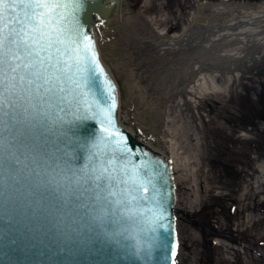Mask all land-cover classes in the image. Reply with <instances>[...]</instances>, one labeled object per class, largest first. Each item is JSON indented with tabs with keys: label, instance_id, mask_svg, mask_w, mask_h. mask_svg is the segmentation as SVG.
Instances as JSON below:
<instances>
[{
	"label": "snow or ice",
	"instance_id": "snow-or-ice-1",
	"mask_svg": "<svg viewBox=\"0 0 264 264\" xmlns=\"http://www.w3.org/2000/svg\"><path fill=\"white\" fill-rule=\"evenodd\" d=\"M81 5L82 0H0V188L4 174L15 178L19 166L27 168L25 161L30 160V174L40 178L39 186L49 193L46 199L55 200L61 210L87 208L92 200L114 205L113 214L119 209L124 216H143L135 205L155 188L149 187L151 180L141 178L139 169L146 164L129 167L120 160L126 153L130 156L131 149L115 130V98L107 108L89 99V75L101 77L104 70L92 38L78 23ZM102 83L111 95L106 77ZM69 112L82 113L78 120L88 119V113L102 116V135L78 172L67 164L62 167L50 147L56 143L50 135H67L55 130L69 123L60 115ZM106 214V208L101 209L96 219ZM153 217L164 219L160 209ZM170 247L165 238L159 240V251Z\"/></svg>",
	"mask_w": 264,
	"mask_h": 264
},
{
	"label": "rangeland",
	"instance_id": "rangeland-1",
	"mask_svg": "<svg viewBox=\"0 0 264 264\" xmlns=\"http://www.w3.org/2000/svg\"><path fill=\"white\" fill-rule=\"evenodd\" d=\"M127 1L153 20L159 32L170 35L183 34L197 16L212 23L227 21L237 14L232 8L264 2ZM243 41L235 42L228 52L229 57L245 55L243 61L237 62L241 66L238 64L230 72L218 71L212 89L191 90L192 62L186 65L188 58L183 65L176 62V73L167 63L151 78L143 79L144 83L150 82L149 91L158 85L170 91L172 86L177 95L184 84L180 82L185 80L190 90V110L202 132L200 156L184 138L174 139L173 143L180 145L170 153L176 175L175 216L180 248L177 264H264V46L253 51L251 41ZM174 79L179 81L177 87ZM131 95H126L129 101ZM153 98L132 100V110L138 108L134 111L136 117H144L147 124L156 109ZM128 100L124 104L127 107Z\"/></svg>",
	"mask_w": 264,
	"mask_h": 264
},
{
	"label": "water",
	"instance_id": "water-1",
	"mask_svg": "<svg viewBox=\"0 0 264 264\" xmlns=\"http://www.w3.org/2000/svg\"><path fill=\"white\" fill-rule=\"evenodd\" d=\"M120 7L121 0H82L78 23L92 38L104 70V76L89 75L92 80L89 99L98 100L101 107L107 108L113 102L112 97L115 98L112 113L115 130L125 138L126 148L131 149V155L126 153L120 160L129 167L147 165L146 169H139L140 175L142 179L151 180L149 187L154 186L155 192L150 191L146 201L135 205L145 215L124 216L119 209L113 214L114 205H105L103 201L97 204L92 200L88 201L87 208L71 213L61 210L54 206L55 200L46 199L48 191L39 186L40 178L30 174L32 165L26 160L28 167L21 164L15 178L4 174L0 188L4 193L0 196V264H176V185L171 159L137 140L133 131L120 125V90L98 53V43L106 42L100 45L102 55H112ZM106 32L110 35L105 36ZM105 77L113 89L111 95L104 90ZM60 115L69 123L55 132L64 131L67 135L59 138L50 135L49 139L56 142L50 147L61 158L62 167L67 164L78 172L88 164L91 145L102 135V116L88 113V119L78 120L77 116L82 113ZM153 195L159 203L152 200ZM104 208L107 214L96 219ZM149 208L153 212H148ZM157 209L163 212V220H154L153 213ZM153 227L155 232L151 230ZM161 238L171 246L163 252L158 250Z\"/></svg>",
	"mask_w": 264,
	"mask_h": 264
},
{
	"label": "bare ground",
	"instance_id": "bare-ground-1",
	"mask_svg": "<svg viewBox=\"0 0 264 264\" xmlns=\"http://www.w3.org/2000/svg\"><path fill=\"white\" fill-rule=\"evenodd\" d=\"M232 9H235L237 14L227 21L212 23L197 16V19L185 29L183 34L170 35L167 31L159 32L155 22L149 19L146 14L136 11L127 0H121V17L118 22V34L113 44L112 55H102L100 45L106 42L98 43L101 61L107 65L110 75L120 90L118 110L120 125L133 131L137 140L140 139L142 143L155 148L171 159L175 185V166L170 153L176 152L179 143H173L174 139L182 141L181 138H184V141L192 143L197 156H200L203 139L199 123L190 110L187 94L190 90L186 89L188 84L182 80L183 82L181 81L180 84H184L178 95V92L173 91L174 87L172 86L170 91H166L163 86L159 85L157 88H153V91L152 89L149 91L147 88L150 82L144 83L143 79L144 77L151 78L153 73L160 71L162 65L167 63L171 64L170 71L176 73L179 70V67L174 66L176 62L183 65L188 58L185 64L190 66L189 63L192 62L189 75L192 77L191 90L198 87L214 88L218 71L230 72L238 64L240 65L237 62H241L245 58V55L243 57L241 55L228 56V52L231 51L230 47L235 42H244L243 40L248 39L251 41L250 49L252 50L258 49L261 45L264 46V2L258 6L248 5ZM109 35L110 33L106 32L105 36ZM191 47L192 53L190 52ZM221 52H226V55H222ZM122 78H126L129 82L125 83ZM174 82L177 87L179 81L176 82L174 79ZM136 92H139V95H133ZM127 94H132L130 101L126 97ZM150 96H154L152 100L156 109H154V115L151 110L149 111L152 116L147 124L142 119L144 117H136L134 111H137L138 108L132 110L134 107L132 100ZM126 99L129 101L128 107L124 105L127 102ZM148 134H152V137ZM179 135H181L180 138ZM199 159L201 158L199 157ZM175 227L178 228L177 219ZM177 238L176 264L180 254L178 229Z\"/></svg>",
	"mask_w": 264,
	"mask_h": 264
}]
</instances>
